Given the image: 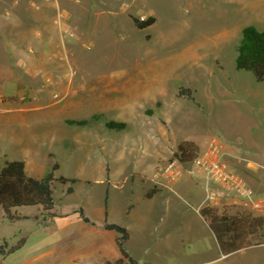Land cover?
I'll list each match as a JSON object with an SVG mask.
<instances>
[{"label": "rangeland", "instance_id": "1", "mask_svg": "<svg viewBox=\"0 0 264 264\" xmlns=\"http://www.w3.org/2000/svg\"><path fill=\"white\" fill-rule=\"evenodd\" d=\"M113 2V15L96 2L76 6L71 25L63 20L73 37L59 29L36 52L41 62H24L6 81L0 74L2 100L34 99L55 110L33 116L35 124L0 121V166L30 160L67 179L52 182L54 217L40 206H18L12 211L27 218L11 221L0 208V243L25 238L0 264H103L112 250L118 254L113 242L106 251L92 250L114 236L102 229L105 222L129 228L127 251L139 264H264V243H256L264 240V226L246 235L251 245L228 253L208 226L213 215L247 212L198 213L196 196L181 190L158 194L168 201L148 211L146 200L136 201V185L131 193L124 180L136 168L149 177L183 140L197 144L196 156L204 147L198 137H216L232 150L229 163L264 193V80L235 67L241 29H264V0ZM148 16L154 20L146 27L133 21ZM108 121L126 126L109 130ZM182 162L187 167L190 160Z\"/></svg>", "mask_w": 264, "mask_h": 264}, {"label": "crops", "instance_id": "2", "mask_svg": "<svg viewBox=\"0 0 264 264\" xmlns=\"http://www.w3.org/2000/svg\"><path fill=\"white\" fill-rule=\"evenodd\" d=\"M113 1L114 0H0V69L2 66L6 67V72L0 73L4 76L3 81L8 80L10 78L9 76H11V73L14 71V68H17L19 66L22 67L24 65V62H41L38 60L35 61V59H37L35 57L36 52L42 49V44H45L44 46H46V43L51 40V37L55 36L59 32V29H61L60 26L56 23V17L58 12H62L64 16H66V19H68L69 25H71L72 22L70 20L73 21L72 18L76 12V6L81 5V3H100L104 5L107 10L104 11V14L108 13L109 11V13L113 15V8H115L112 5L114 3ZM125 5L127 6L128 4L125 3ZM27 10L28 12H26ZM64 24H66V22ZM67 27L69 26L67 25ZM52 41L54 42L53 38ZM82 45L86 46L89 44H87L86 42H82ZM52 48L53 47L45 49H49L51 51L53 50ZM53 54L54 53L52 52L51 55L47 57V59L52 57ZM24 72H26V69H24ZM33 100L34 99H31L29 101H20L19 99L2 100L0 98V121H3L5 123H11L12 125L15 124V122H19L16 124L18 126H21V121L29 122L32 124L40 122L33 118V116H37V114H40V112L44 114H55L54 109L37 106L35 105ZM26 116H30V118L26 119ZM10 132L13 131L10 130ZM14 134L15 133H13V135ZM204 137L205 136L198 137L199 140L197 142L200 144V146H204L206 141L210 138H207V140L204 142ZM225 151L227 155L232 153V150L229 146H225ZM24 168L28 175H33L36 178L43 177L49 172L45 169H39L38 167H36L34 162L30 160H27L25 162ZM105 170H107V168ZM107 178L109 180L108 172L105 174V182ZM124 180L126 182H130L131 193L132 190L136 187L135 190H133L134 192L136 191L138 194L136 195V201L141 202L142 200H146L145 206L148 211H151L153 208H155L154 206L160 207L162 203L166 204V202L168 201L167 196H165L161 200H159L160 198H157L158 194L162 195L164 192L167 193L169 191H172L178 194V191L181 190V192H184L185 195L189 198H191V195L192 197L196 196V199L194 200L197 203L196 211H198L197 207L200 205L204 197V191L198 185H201V183L194 179L192 174L187 170L183 172L180 178L168 183L167 185H161V183L154 181V179L152 178V174L148 177L139 168H136L134 171L128 173L124 177ZM134 185L136 186L134 187ZM150 191L151 194L148 195V192ZM197 193H200L201 196H197ZM106 197L107 193L105 191V200ZM132 207L133 206L131 204L127 206L128 212L133 211ZM23 218H27V216L24 215ZM201 218L204 219L202 216ZM34 220H36L38 224H42L37 220L36 214L34 215ZM47 222L48 223L46 224H49L52 221L48 220ZM144 222L141 221V224L143 225ZM104 224L101 225L102 229H104L105 231H113L105 229ZM121 226L125 227L124 225ZM126 229L130 236L129 228ZM116 237L117 233L114 231L113 237H111L109 240L107 239V241H105V238L104 240L102 239L98 241L97 246H93L92 250L98 251V253L101 251H106L107 249H109L107 242H113L118 250V246L116 244ZM112 252L113 259L109 260L108 257L103 258L104 263L107 261L112 262L119 257V250L118 254L115 250H112Z\"/></svg>", "mask_w": 264, "mask_h": 264}, {"label": "trees", "instance_id": "3", "mask_svg": "<svg viewBox=\"0 0 264 264\" xmlns=\"http://www.w3.org/2000/svg\"><path fill=\"white\" fill-rule=\"evenodd\" d=\"M153 20L152 16L143 20L133 18L138 28L150 25ZM235 67L249 71L258 82L264 80V29H256L252 26H245L241 29V36L236 45ZM187 95L191 98L189 94ZM99 115L93 114L91 119H96ZM79 122L84 123L85 120ZM125 126L126 122L123 121L105 122V127L109 130L122 131ZM196 150L195 142L183 140L178 143L173 156L178 157L181 161H191ZM56 168L58 165L54 164L52 169ZM56 180L61 183L67 181L62 176L54 178L51 171L40 178L32 177L25 171L23 162L5 161L4 165L0 166V208L4 212V217L11 221L23 218L12 211L14 207L18 206H41L44 211L49 213L50 217H54L55 215L50 211L54 205L52 182ZM71 191L72 189L68 188L67 193ZM150 194L151 191L148 192V195ZM79 215L83 221L90 222L88 218L82 216L81 210H79ZM262 226H264V215L251 216L249 213L240 217L213 215L209 222V227L214 232L223 253L251 245L252 243L246 240V235ZM104 228L117 233L116 244L119 250V257L116 260L107 261L104 264H139L127 251L126 242L129 237L127 229L119 224L108 222H105ZM24 243V237L19 238L14 244H8L4 240L0 243V258L19 249ZM256 243H264V240H259Z\"/></svg>", "mask_w": 264, "mask_h": 264}, {"label": "built area", "instance_id": "4", "mask_svg": "<svg viewBox=\"0 0 264 264\" xmlns=\"http://www.w3.org/2000/svg\"><path fill=\"white\" fill-rule=\"evenodd\" d=\"M64 18V14L58 12L56 23L66 36L73 37L74 31L64 24ZM84 47L89 48V45ZM226 155L223 142L210 137L187 167L178 157L172 156L156 166L152 178L161 185H167L187 170L201 183L204 191L198 211L203 208H233L256 216L264 215V193L255 191L246 177L229 163Z\"/></svg>", "mask_w": 264, "mask_h": 264}]
</instances>
